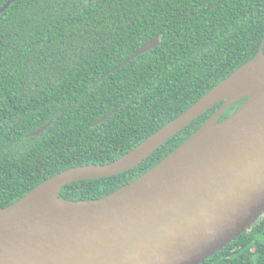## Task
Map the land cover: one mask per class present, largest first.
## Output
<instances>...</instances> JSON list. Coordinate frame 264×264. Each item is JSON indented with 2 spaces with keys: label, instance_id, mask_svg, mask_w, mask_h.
<instances>
[{
  "label": "trees",
  "instance_id": "1",
  "mask_svg": "<svg viewBox=\"0 0 264 264\" xmlns=\"http://www.w3.org/2000/svg\"><path fill=\"white\" fill-rule=\"evenodd\" d=\"M157 36L156 48L110 72ZM263 40L264 0H14L0 13V209L68 168L122 157L257 57ZM222 104L135 168L72 182L60 196L92 200L132 182ZM201 264H264V213Z\"/></svg>",
  "mask_w": 264,
  "mask_h": 264
},
{
  "label": "water",
  "instance_id": "2",
  "mask_svg": "<svg viewBox=\"0 0 264 264\" xmlns=\"http://www.w3.org/2000/svg\"><path fill=\"white\" fill-rule=\"evenodd\" d=\"M159 44V36L151 39L110 72ZM220 102L191 136L132 182L92 200L60 196L72 182L135 168ZM263 213L264 40L257 57L122 157L68 168L1 208L0 264H201Z\"/></svg>",
  "mask_w": 264,
  "mask_h": 264
}]
</instances>
